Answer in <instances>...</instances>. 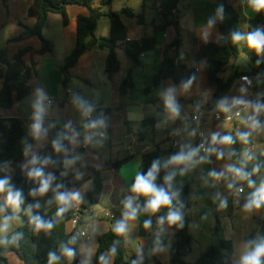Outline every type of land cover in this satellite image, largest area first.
I'll use <instances>...</instances> for the list:
<instances>
[{"label": "crops", "instance_id": "obj_1", "mask_svg": "<svg viewBox=\"0 0 264 264\" xmlns=\"http://www.w3.org/2000/svg\"><path fill=\"white\" fill-rule=\"evenodd\" d=\"M225 1L239 12L241 16L240 32L247 33V21L253 18L257 12L252 8H245L242 0ZM31 2L32 0H6L4 3L0 0V15H3V19L0 20V31L4 30L5 32L4 39L0 42V49H6L9 60L18 50L24 47L34 48L38 45L35 43L36 38L15 41L22 33L23 27L31 28L34 25V18L27 15V9ZM100 3L101 0H93L92 6L99 7ZM182 3L181 9H179V3L177 5L179 31L182 37L178 55L182 62L190 67L194 66L195 46L205 42L201 38L203 26L210 17H215L216 9L222 5V0H185ZM153 9L154 16L150 22H147L142 14L143 25H138L135 18L129 19L123 16L122 21L126 26L127 41H138L143 36L154 35L156 37L155 48L140 55L138 66L130 61L122 48H119L117 58L120 62V69L111 80L107 79L105 73L107 52L98 48L88 49L79 58L76 65L69 70L68 89L72 91L73 96L67 95L65 91H60L62 76L59 66L74 48L77 18L86 16L88 11L84 7L68 6L66 8L68 17L66 26L62 25L59 15L50 14L43 30V37L51 42L52 53L42 58L38 66L37 77L29 82V95L21 101L15 100L9 109H0V118H21L24 121L25 136L28 141L32 135L31 127L35 114L33 106L37 99V91L41 90L46 97L43 102L45 111L53 108L56 104H62L58 108L57 117L63 119L69 134L68 147L72 160L67 162H74L66 163V169L71 176L70 183L76 186L69 189L68 192L80 194V199L72 201L68 208L77 209L84 204L85 194L92 188L93 183L85 167L95 168L99 171L102 193L99 201L91 208L92 215L85 219L83 227L77 226L72 220L65 225V230L68 233H80L85 227L88 228V232L82 238L79 246L80 264H85V261L87 264H93L98 236L107 232L112 222L115 226L123 219L124 203L128 198H132L133 206L138 207L139 211L136 219L128 223V231L123 235L126 259L137 255L145 264H155V261L160 264H170L169 244L172 233L167 222L169 208L162 207L157 217L153 213L146 212L137 205L128 186L138 172L143 154L158 147L161 151L160 163L167 164L172 156L182 151L187 154L197 150V134L202 133L207 146L206 153L197 151L190 162L179 165L168 164L166 167L169 174L175 173L171 181L170 192H174L179 185H189L190 221L188 231L192 249L185 261L188 264H193L208 246L216 243L214 228L218 222L222 238L231 244V260L237 264L248 245L245 238L255 230L257 223L264 219V206L250 212L244 210V204L258 187L250 186L249 178L246 180L236 179L226 170L227 166L233 165L232 142L249 143L250 146H244L240 152V158L244 161L250 154L261 151L260 140L264 138V113H255L254 103L264 97V76H249L253 81V88L248 91H242L238 81L240 73L249 72L254 67L251 57L257 54L254 50L249 49L244 41L239 42L237 56L230 60L224 72L220 74V78L224 80L235 75L237 78H234L229 90L213 106L212 110H208L206 104L214 93V87L210 86L203 65L195 66L194 77L187 88L183 83L175 84L167 80L153 93L144 94L143 90L152 84L153 76L160 65L164 46L177 35L173 26H169L164 31L153 33L151 23L153 21L157 23L159 20L158 2L153 4ZM95 35L108 37L109 22L107 19L99 21ZM219 37V31L212 28L208 41H215ZM191 38L194 39L193 43L190 41ZM38 48L39 45L34 49ZM170 54L174 55V52L171 51ZM257 56L264 64V53ZM128 74L132 79L133 87L124 97H120L119 84ZM2 81L3 79L0 78V88ZM169 88L175 90V102L179 108V115L175 118L170 116L164 104V93ZM48 100H51L53 105L47 106ZM78 100L92 107L91 114L94 120L103 119L107 133L105 138L90 136L89 129L86 127L88 121L82 114ZM236 100L243 101L245 106L237 107L234 103ZM221 103L225 104L226 111L219 107ZM119 105L120 109L112 111L110 115L99 112L107 109L112 110ZM236 109H241V120L236 121L240 117H234L230 122L213 119L215 113L228 112L234 115ZM233 110L235 111L233 112ZM193 116H198L197 123L192 121ZM253 117L259 124V127L255 129L251 127ZM52 119L55 118L44 115L43 128L46 129V132L39 139L34 138L31 147L20 163V171L23 175H26L34 166L31 163L33 157L37 158L40 151L47 146L49 142L47 126ZM174 134L177 135L176 145L174 144ZM214 135L217 137L215 144L212 142ZM244 135L247 136L246 140L241 139ZM225 136H231L230 144L219 142ZM132 139L136 140V143L128 149ZM83 142L88 143V150L81 148ZM26 144L27 142L22 145ZM220 153L223 156L221 159H217ZM122 159H127V161L120 167L112 166L114 162ZM8 172H10L9 178H11L13 169L9 168ZM213 172H223V179L220 181L210 175ZM48 175L51 174L48 173ZM230 183L233 184L232 188L228 187ZM241 187L243 192L238 194L237 189ZM222 200L227 201L226 207H220ZM171 207L174 209L173 203ZM106 213H109L111 217H107ZM161 217L164 218L163 224L159 223ZM146 221H150L147 228L144 226ZM194 246L197 253L193 256ZM104 260L107 264H113L112 257L108 254L105 255Z\"/></svg>", "mask_w": 264, "mask_h": 264}, {"label": "trees", "instance_id": "obj_2", "mask_svg": "<svg viewBox=\"0 0 264 264\" xmlns=\"http://www.w3.org/2000/svg\"><path fill=\"white\" fill-rule=\"evenodd\" d=\"M4 3L6 0H2ZM245 8H251L248 0H242ZM158 2V22L153 21L151 28L153 33L164 31L169 26L176 30V37L167 43L162 50V60L156 70L152 84L143 90L144 94H151L164 81L170 80L175 84H188L195 74V66L203 65L210 86L214 87V93L207 102L208 110H212L220 98L229 90L234 77L224 80L220 74L224 72L230 60L238 54V44L232 41L231 35L235 31L240 32L241 16L234 7L222 0L224 8L223 19H218L213 28L219 31L220 37L215 41L198 43L193 52L194 66L184 64L178 55L182 45V37L179 31V10L177 5L179 0H153V4ZM93 0H32L28 9V17L34 18L35 22L31 28L23 27L22 33L15 41H25L36 38L39 41V48L24 47L18 50L9 60L5 48L0 49V65L4 66L3 81L0 88V109H9L14 101H21L29 95V82L38 75V66L43 57L52 53V44L43 37V30L50 14L61 17L62 25L68 24L66 8L68 6H80L87 9L86 16H79L76 21V42L72 51L63 59L59 66L62 76L61 87L65 91L68 88L70 75L69 70L76 65L79 58L90 48H98L107 52L105 60V73L108 80H111L120 69V62L117 58V50L122 48L130 61L138 66L140 55L153 50L156 46V37L143 36L138 41L126 40V26L122 17L136 19L138 25H143V15H135L131 8H122L120 11H113L111 8L112 0H101L100 6L94 8ZM103 18L109 22L108 37H97L95 29ZM264 29V11L257 13L247 21L246 31H253L256 28ZM190 41L193 43L194 39ZM174 52L171 55L170 52ZM254 67L249 72H242L239 75L264 76V64L261 63L257 55L251 57ZM133 87L130 75H126L119 84L118 93L124 97ZM255 107L264 106V97L255 101ZM60 107L62 104L59 105ZM120 105L112 110L99 111L105 115H110L112 111H118ZM152 122V121H151ZM77 131V130H76ZM24 121L21 118H0V180L7 178L13 191L19 190L23 196V203L19 211L7 208L6 215L18 217L19 226L4 238H0V264H11L7 256L14 254L22 264H49V254L54 253L58 259L55 264H80V249L82 237L79 233H68L65 225L70 221L75 209L68 208L61 216H57L60 207L56 201L58 192H68L69 189L76 187L70 183V174L66 169V162L71 159L69 151V134L62 118L52 119L47 126L49 142L37 156V163L33 167L42 168L45 176L48 173L53 177L51 188L45 194L38 192L39 182L30 179L28 173L23 175L20 171V163L31 147L33 135L22 145L21 141L25 137ZM59 140L61 151L57 152L53 148V141ZM261 151L250 154L247 160L240 158V152L249 143L232 142L231 158L234 166L242 168L248 173L251 185L260 187L264 184V138L260 140ZM27 149V152H25ZM161 151L156 147L153 151L142 155L141 164L138 172L128 186L131 194L135 197L137 205L144 210L147 198L137 195L132 191V185L138 174H146L154 161H159ZM48 159L45 164L44 160ZM127 159L116 161L112 164L114 168L120 167ZM160 163V161H159ZM166 164L160 163V170L157 173L155 184L170 191V187L165 183V177L169 175L166 171ZM13 169V175L9 178L8 170ZM258 171H254L257 169ZM92 180V188L85 194V203L77 208V226L83 227L85 219L89 218L91 208L96 204L102 193V182L99 178V171L95 168L85 167ZM59 186V187H58ZM176 196L173 199L174 209H178L182 214V227L180 225H169L172 239L169 244L170 264H188L185 258L190 254L192 241L188 231L189 225V205L188 194L189 185L183 184L175 188ZM7 197V191L0 193L1 197ZM2 204V202H0ZM36 205H39L37 207ZM264 206V205H262ZM160 210L154 213L159 216ZM39 216L46 222H51V230L35 229L32 217ZM114 224L111 223L109 230L97 238L96 255L93 264H101V257L105 258L108 254L112 257L113 264H145L137 255L126 259L123 235H117L113 231ZM216 243L208 246L193 264H234L231 260V244L225 241L220 232L217 222L214 228ZM75 238L74 243H69ZM264 239V219L259 221L255 230L245 238L248 245L254 246L255 242ZM67 246L75 251L74 258L69 261L62 255L61 247ZM115 248V253L111 249ZM155 264H160L155 261Z\"/></svg>", "mask_w": 264, "mask_h": 264}, {"label": "clouds", "instance_id": "obj_3", "mask_svg": "<svg viewBox=\"0 0 264 264\" xmlns=\"http://www.w3.org/2000/svg\"><path fill=\"white\" fill-rule=\"evenodd\" d=\"M248 3L253 11L259 13L261 11H264V0H248ZM223 12L224 8L223 5H220L216 9V15L215 17H210L206 24L203 26V31L201 38L207 42L210 36V30L214 27L217 20L223 19ZM232 41L234 43H239L241 41H244L247 45V47L251 50H254L257 55H260L264 53V29L262 28H256L253 31H249L247 33H241L239 31H235L231 35ZM191 84V81L188 82V84H185L184 87L187 88ZM174 89L169 88L164 93V104L166 110L169 112L170 116L175 118L179 115V108L175 102L174 97ZM36 102L34 104V110L35 114L33 117V124L31 127L32 135L35 139H39L44 132H46V129L43 128V117L45 113V107H44V100L46 99L45 95L41 90H38L36 93ZM79 103V107L82 110V114L84 116L90 115L92 112V107L87 106L82 101H77ZM234 103H243V101L236 100ZM219 107L222 110H227L225 108V104L221 103ZM261 106L257 105L254 109L255 113H259L261 111ZM104 124L103 119L99 120H93L90 121L86 127L90 129H97L102 127ZM251 127L253 129L259 127L258 122L255 120V118H252ZM247 136L244 135L241 137V139L246 140ZM212 142L215 144L217 142V137L214 135L212 137ZM221 144H230L232 142L231 136H225L220 141ZM53 148L59 152L61 151V144L59 140L53 141ZM197 151L199 149L189 152L185 154L183 151L172 156L168 161L165 167H167L168 164H186L192 160V158L196 155ZM25 152H27V149H25ZM223 156L222 153L218 154L217 159H221ZM49 161L48 159L44 160V163L47 164ZM74 161H69L66 163H72ZM31 163L35 165L37 163V158L33 157ZM160 170V163L159 161H154L147 171L146 174H138L136 176L135 182L132 185V191L136 193L137 195H142L147 198V202L145 204L144 210L146 212L150 213H156L158 212L162 207L169 208V212L167 215V222L171 225H182V214L178 209H172V203L173 199L178 196V193L176 192H170L166 190L163 187H158L155 184V180L157 177V173ZM227 172L230 173L234 178L240 179V180H246L248 179V173L244 172L242 168L236 167L234 165L227 166ZM254 171H258L257 169H254ZM175 173H170L165 177V183L171 186V181L174 177ZM210 175L214 176L215 178L219 179L221 176L224 175L223 172L221 173H211ZM28 176L30 179H35L39 182V188L33 193L43 195L45 194L52 183L53 177L51 175L45 176L43 169L38 167H32L29 172ZM249 184L251 186V181H249ZM59 187V186H58ZM229 188L233 187V184L228 185ZM7 191V197H6V204L13 208L15 211H19L21 204L23 203V196L22 193L19 190L13 191L12 187L9 185V180L7 178L0 180V193H3ZM238 192H242L243 189H237ZM80 199V194L78 192H58L56 195V201L60 205L57 216H61L65 211H67L68 207L70 206L72 201H76ZM227 201L222 200L220 207H226ZM262 205H264V184H261V186L249 197L247 202L244 204V210L246 212H250L253 209H259ZM39 207V205H36ZM125 211L123 213V219L119 221L113 228V231L117 235H124L128 231V223L130 221H134L137 217V213L139 211L138 207L133 206V200L132 198H128L124 203ZM8 217H5L4 224L2 228H0V231L6 229L8 227ZM32 223L35 226V229L37 231L39 230H51L53 227V224L51 222H46L42 220L39 216H33L32 217ZM159 223H164V218L161 217ZM150 221L145 222V228L149 227ZM75 238H73L72 241L69 243H74ZM115 248L111 249V252L115 253ZM61 252L64 257H66L69 261H71L75 256L74 249L62 246ZM58 259V257L54 253L49 254V264H55V261ZM85 264L87 262L85 261ZM101 264H107V262L104 260L103 257H101ZM133 264H139L138 261H134ZM237 264H264V239H260L258 242L254 243V246L246 245L245 251L241 255L239 261Z\"/></svg>", "mask_w": 264, "mask_h": 264}, {"label": "rangeland", "instance_id": "obj_4", "mask_svg": "<svg viewBox=\"0 0 264 264\" xmlns=\"http://www.w3.org/2000/svg\"><path fill=\"white\" fill-rule=\"evenodd\" d=\"M145 5V7H144ZM183 3L180 1L179 2V9L182 8ZM122 8H131L134 12L135 15H144V18L147 22H150L153 19L154 16V9H153V1L152 0H113L112 3V9L115 11H120ZM3 19V15H0V20ZM104 19V18H103ZM4 30L0 31V42L4 39ZM35 43H37L39 45V42L37 39H35ZM38 45H36L37 48ZM60 91H64L60 85ZM261 111L264 113V106L261 107ZM235 110H233L234 112ZM228 113V112H226ZM91 114V113H90ZM92 115V114H91ZM228 115H231V113H228ZM241 114L238 115V117H240ZM93 117V115H92ZM94 118V117H93ZM241 120L237 119L236 121ZM27 142V138L25 136V139L22 140V144H25ZM261 150H262V146H261ZM9 176H10V172H8ZM0 202H2V204H0V228H2L3 224H4V220L5 217H8V227L2 231H0V238H4L7 235H9L11 232H13L20 224V219L18 217H9L6 215V210L7 208H9L10 206H8L6 204V197L3 196V198L0 199ZM193 256L196 255L197 250L196 247L194 246L193 248ZM8 261L11 264H20L21 262L16 258V256L14 254H9L7 256Z\"/></svg>", "mask_w": 264, "mask_h": 264}, {"label": "built area", "instance_id": "obj_5", "mask_svg": "<svg viewBox=\"0 0 264 264\" xmlns=\"http://www.w3.org/2000/svg\"><path fill=\"white\" fill-rule=\"evenodd\" d=\"M180 1L183 2L185 0H180ZM238 81L240 83V89L242 91H248V90H251L253 88V81L247 75H241V76H239ZM65 92H66L67 95L73 96V93H72V91L70 89L67 88L65 90ZM46 105L47 106H51V105H53V102L51 100H48L46 102ZM236 106L237 107H244L245 104L244 103H239V104L236 103ZM240 113H241V109H236V112H235L234 115H228V113H215L213 115V119L214 120H218V121L230 122L234 117H238V115ZM85 117H86V120L88 121V123L90 121H93L94 120V118L92 117L91 114L88 115V116H85ZM192 121L197 123L198 122V116H193L192 117ZM88 129H89L90 136H94V137H98V138H105L106 135H107V133H106V127L104 125L102 127H100L99 129H90V128H88ZM173 138H174V141H175L174 144L176 145L177 135L174 134L173 135ZM134 143H136V140H133L132 139L131 140V143L128 145V149H130L132 147V144H134ZM196 144H197V147H198V149H199V151L201 153H206L207 152L206 142H205V140L203 138V134L202 133H198L197 134ZM81 148L83 150H88V143H86V142L81 143ZM222 179H223V176H221L219 178L220 181ZM242 192H238L237 191L238 194H241ZM106 216L107 217H111V215L109 213H106ZM71 220L77 225V223H78L77 209H75V214H74V216H73V218ZM87 232H88V228L85 227L84 229H82V231L79 233V235L83 238V237H85V235L87 234Z\"/></svg>", "mask_w": 264, "mask_h": 264}, {"label": "water", "instance_id": "obj_6", "mask_svg": "<svg viewBox=\"0 0 264 264\" xmlns=\"http://www.w3.org/2000/svg\"><path fill=\"white\" fill-rule=\"evenodd\" d=\"M3 73H4V68L2 65H0V78H3ZM58 108H59V105L56 104L53 108L51 109H47L44 113L45 116H50L52 118H57L58 116ZM195 167H196V161H195Z\"/></svg>", "mask_w": 264, "mask_h": 264}]
</instances>
